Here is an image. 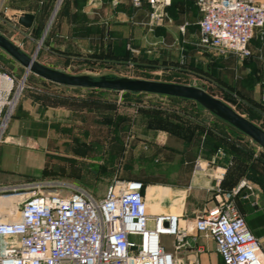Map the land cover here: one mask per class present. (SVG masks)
Segmentation results:
<instances>
[{"label":"rangeland","instance_id":"obj_1","mask_svg":"<svg viewBox=\"0 0 264 264\" xmlns=\"http://www.w3.org/2000/svg\"><path fill=\"white\" fill-rule=\"evenodd\" d=\"M123 4L103 0V25L93 24L95 30L91 35L97 42L87 50L63 47L60 43L68 44L73 36L85 35L89 7L82 0H46L35 16L36 28L32 29V25L27 32L5 18L0 19V32L35 55L38 61L68 73H112L196 86L205 84V90L219 94L214 85L189 74L141 65L145 60L176 63L181 49L164 51L155 36L142 26H135L132 34H127L126 20L130 21L132 4ZM114 12L122 21L118 30L111 27ZM116 35H123L118 36L119 43ZM0 69L15 76V88L20 92L0 143L3 168L0 184L35 181L52 185L43 187L45 192L60 190L67 195L79 188L96 197L104 196L110 185L120 180H135L129 179V175L153 176L169 184L185 185L192 174L181 168L188 148L195 157L217 148L220 155L226 153L235 158L239 154L234 151H239L246 159L255 161L256 172L252 176L258 178L259 172L264 175L263 161L259 160L264 159V149L249 136L217 120L196 101H174L157 94L140 96L114 90L75 91L71 86L50 83L32 72L27 73L2 48ZM26 93L38 96V100ZM31 101L38 103L37 108L29 104ZM237 105L232 103L233 107ZM112 135L116 136L117 145L124 146L120 156L111 153L108 139ZM103 138L104 143L97 141ZM157 149L162 152L155 153ZM142 189L149 204L164 193V186L151 183ZM194 191L190 189L191 193ZM173 242V236H162L166 250L172 249ZM188 264H196L194 257Z\"/></svg>","mask_w":264,"mask_h":264},{"label":"built area","instance_id":"obj_2","mask_svg":"<svg viewBox=\"0 0 264 264\" xmlns=\"http://www.w3.org/2000/svg\"><path fill=\"white\" fill-rule=\"evenodd\" d=\"M131 1L156 7L172 0ZM197 4L202 13L199 44L251 54L249 42L264 27V0ZM19 93L15 76L0 69V143ZM143 185L136 179L120 180L96 197L79 188L67 195L45 192L42 188L52 185L35 181L0 184V264H182L165 249L163 235L175 238L176 251L192 249L195 263L196 251H202L201 235L215 242L224 264H264L261 242L235 202L246 180L228 191L217 187V203L195 216L194 230L178 213H150Z\"/></svg>","mask_w":264,"mask_h":264},{"label":"crops","instance_id":"obj_3","mask_svg":"<svg viewBox=\"0 0 264 264\" xmlns=\"http://www.w3.org/2000/svg\"><path fill=\"white\" fill-rule=\"evenodd\" d=\"M44 1L46 0H0V19L7 18L8 21L16 23L20 13H34L37 16ZM82 1L84 6L89 7L87 9L88 20L84 23L86 24L85 35L73 36L68 44L65 41L60 42L63 47L87 50L97 42L91 34L95 30L93 24L103 25V0ZM114 2L120 6L124 5L123 2L132 4H130V21L126 20L129 26L127 34H132L135 26H142L147 33L155 36L156 43L160 44V48L164 51L181 49L179 53L181 57L176 63L169 61L156 63L145 60L141 65L189 74L211 83L218 90L227 91L238 103V106L234 108L239 107V112L264 128V28L255 30L248 45L251 54L243 56L234 52H221L216 48L199 44L201 32L198 22L202 13L197 0H172L169 5L156 7H152L147 1H143L139 7L135 6L131 0H114ZM112 18L111 27L115 28L113 30H118L122 21L115 12ZM23 29L28 32L31 28L23 27ZM118 36L123 35H116L115 38L119 43L120 37ZM129 39H132L131 36ZM198 86L204 89L206 87L205 84H198ZM221 98L231 105L235 103ZM29 104L38 106L35 101ZM20 119L26 120L27 117H20ZM198 158L203 159L204 163L198 164L197 167L196 164L194 165L188 184L173 185L163 179L147 182L153 186H164V193L159 194L154 203L149 204L145 194L149 212L178 213L187 217L191 224L190 229L194 230L192 221L195 216L217 203V187L228 191L237 187L242 180H246L248 185L244 186L240 194L235 197V202L264 250V181L249 174L237 160L228 154L220 155L218 149H208L202 156L196 157ZM232 160L235 162L231 165ZM183 164L181 168L186 166L187 161L185 160ZM0 169L3 168L0 167ZM190 189H195V193H191ZM197 240L202 246V251H196V264H220V262L224 264L212 239L199 235ZM169 251L173 252L182 264H188L193 253L192 249L176 251L175 238L173 247Z\"/></svg>","mask_w":264,"mask_h":264},{"label":"water","instance_id":"obj_4","mask_svg":"<svg viewBox=\"0 0 264 264\" xmlns=\"http://www.w3.org/2000/svg\"><path fill=\"white\" fill-rule=\"evenodd\" d=\"M34 20V13L24 12L18 16V23L27 29L31 28ZM0 48L24 66L27 73L32 72L46 80L61 85L108 89L120 92H146L194 100L217 117L245 133L264 149V128L247 118L222 98L213 95L200 86L121 76L112 73L103 75L68 73L38 61L35 55L27 53L20 45L16 44L2 32H0Z\"/></svg>","mask_w":264,"mask_h":264},{"label":"trees","instance_id":"obj_5","mask_svg":"<svg viewBox=\"0 0 264 264\" xmlns=\"http://www.w3.org/2000/svg\"><path fill=\"white\" fill-rule=\"evenodd\" d=\"M43 6V5H42ZM41 6V7H42ZM36 26H37V24H36V22L33 24V26H32V29L33 28H36ZM200 40V39H199ZM125 54H127V53H125ZM50 83L52 82V83H54L53 81H49ZM58 84V83H57ZM59 85H61V84H59ZM71 88H73L75 91H80V90H83L84 88H82V87H72L71 86ZM88 89H93V88H88ZM95 90H101V91H111V90H108V89H95ZM123 93H131V94H133V95H146V94H152V93H146V92H137V93H135V92H130V91H124ZM216 93H219V94H217L218 96H220V97H223V98H225V99H227V100H231L232 102H235L234 101V99H233V97L231 96V95H229L228 93H227V91H224L223 90V93H222V91H219L218 89L216 90ZM224 95V96H221V95ZM158 95V94H157ZM26 96H28V97H31V98H33L34 100H38V96H36V95H33V94H28V93H26ZM161 96H164V97H166L167 99H170V100H174V101H181V100H191V99H184V98H180V97H175V96H167V95H161ZM194 101V100H193ZM202 109H205L203 106H201L199 103H197ZM238 106V105H237ZM239 108V107H238ZM238 108H236L237 110H238ZM205 110H207V109H205ZM209 111V110H208ZM210 112V111H209ZM211 113V112H210ZM213 114V113H212ZM213 116L217 119V120H219V121H222V122H224V123H226L227 125H229L231 128H233L234 130H236L238 133H240V134H245V133H243L242 131H240L239 129H237L236 127H234L233 125H231L230 123H228V122H226L225 120H223V119H221V118H219V117H217L216 115H214L213 114ZM246 135V134H245ZM115 140H116V136L115 135H112L109 139H108V144H109V147H110V150H111V153H113V154H115V155H117V156H120V155H122L123 154V151H124V146L122 145V144H116V142H115ZM97 141L99 142V143H104L105 142V140H104V138L103 139H97ZM190 150H191V148H188V150L186 151V161H187V164H186V166L184 167L188 172H192V170H193V168H194V165H195V159H196V157H195V155L194 154H192V153H190ZM216 150H217V148H216ZM160 152H162L161 151V149H157V151L155 152V153H160ZM235 153H237L238 152V154H239V157H233L235 160H237L238 162H239V164H241V166L242 167H244V170H246L249 174H251L252 175V173L253 172H256V171H254V169H256L255 168V161H252V158L250 159H246L247 157L246 156H244V155H241L240 154V152L239 151H234ZM241 156H243V157H241ZM255 160H258L257 158H254ZM260 161H263L262 162V164H263V166H264V159H259ZM235 162V161H234ZM233 162V160L231 161V165L234 163ZM240 167V166H239ZM259 179H261V180H263L264 181V175H260V172H259V177H258ZM129 179H136V180H140V181H142L143 182V184L144 185H146L147 184V182H150V181H153V182H156L159 178L158 177H153V176H146V175H143V176H135V175H129Z\"/></svg>","mask_w":264,"mask_h":264}]
</instances>
